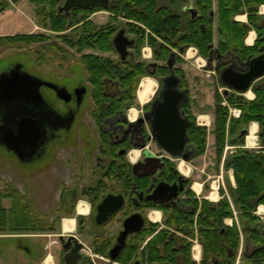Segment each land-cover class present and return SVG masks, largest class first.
Segmentation results:
<instances>
[{"label":"trees","instance_id":"16d2710c","mask_svg":"<svg viewBox=\"0 0 264 264\" xmlns=\"http://www.w3.org/2000/svg\"><path fill=\"white\" fill-rule=\"evenodd\" d=\"M19 1L0 0V14L10 4ZM30 1L36 5L37 21L58 33L57 37L63 43L74 47L77 52L88 48L114 51L112 35L117 26L113 24L99 27L86 20L89 12L101 9L102 6L83 9L84 16H78L80 9H75L70 15L60 11V0ZM262 4L264 0H113L107 7L114 14L113 21H116L118 16L126 20L124 25L134 35L138 49L136 57L121 64L98 55L84 57V63L95 85L92 95L97 121L104 123L107 118L126 109L127 106L137 105L138 82L141 77L150 75L147 63L140 60V50L146 42L157 48L155 57L161 61L169 58L171 53L169 46L176 48L194 46L199 54L207 59L210 66L213 62L212 55L216 52L217 59L221 60L216 67L218 69L231 62L238 65L249 57L261 54L264 51V15L259 13ZM190 7L196 11L195 16ZM242 13H247L246 23L236 20V16ZM215 17L216 46H214ZM83 20L85 21L81 26L75 27ZM70 29L71 31L67 32ZM250 30H255L257 37L249 46L245 43V37ZM47 37L48 35L41 33L0 35V48L6 43L12 46L43 42ZM181 60L177 57L178 62ZM158 70L159 76L166 75L167 64H160ZM108 79L116 81L117 89L115 87L106 89ZM252 91L255 94L253 99L234 91L215 93L213 133L217 163L222 160L226 141L240 146L235 152L228 153L224 159V166L227 169L233 168L236 181V188L229 186L232 202L226 196L218 202L202 199L192 204L195 211L190 216L178 211L172 212V215L163 220L165 226L150 238L139 254L143 242L160 226L159 223L148 221L140 235L135 236L133 245L127 246L120 253L118 261L129 263L141 256L142 262L146 264L154 262L176 264V258L182 256L184 264H197L191 254L193 239L197 237L202 245V257L198 264H235L241 244L240 228L245 243L264 245V222L254 214L257 205L264 204V77L254 82ZM223 101L240 108V117L229 120V110L223 105ZM185 107L190 108V103H186ZM252 121L259 123L260 138L263 142V147L255 150L241 146L245 142V136L238 138L241 129L248 127ZM188 137L195 146L197 155L204 154L207 147V127L198 125L194 115L188 128ZM104 138L109 141L107 136ZM112 155L116 157L117 150L112 152ZM122 161L131 165L125 157ZM111 174L112 178H116L114 170ZM148 183L149 181H146V185ZM220 192L223 195L224 189L221 188ZM190 193L196 195L192 190ZM5 200L9 201V206L4 205ZM148 206L156 209L160 207L154 203H149ZM235 212L239 216L240 227L235 220L232 225L225 224V219L234 218ZM47 228L46 215L33 209L25 196L10 187L3 192L0 191V232H33L44 231ZM96 252L108 255V251L104 249H96Z\"/></svg>","mask_w":264,"mask_h":264},{"label":"flooded vegetation","instance_id":"af4514ba","mask_svg":"<svg viewBox=\"0 0 264 264\" xmlns=\"http://www.w3.org/2000/svg\"><path fill=\"white\" fill-rule=\"evenodd\" d=\"M112 1L113 0H106L105 5L98 3L92 7L74 6L67 9L65 7L67 0H63L62 4L59 5V10L64 11L67 15H70L75 9H80L78 16H84L85 11H83V9L89 10L91 8L102 6L101 9L89 12L86 20H90L95 25L103 27L106 25H113L116 22L112 19L114 14L107 9L108 5ZM101 11H106L110 15V18L106 24L104 23L98 25L92 20V18L96 13ZM84 21L85 20L75 25V27L81 26ZM120 30H124V35L128 38V40H132V43L128 44L127 46V56L123 59L121 54L117 51L114 43V51L111 52H116L118 54L116 59L109 55L97 54L94 52H84L86 49L82 52H78L80 56L77 61L81 62L85 70L82 74V77H78L76 75V78H74L70 73L64 79V81L58 77L56 79L46 78L44 74L26 71L24 69V64L19 61L12 62L0 70V80L3 76H10V74L15 73L16 71L25 72L33 78L38 79V81L41 82L39 91L42 96V102H38L34 98L27 97L25 95L24 97H20L14 101L7 102L1 99L0 96L1 158L9 157L19 164L28 167L30 171L46 166L54 155L55 146H62L66 145L67 143L74 144V139L79 136L82 141L85 142V139H87V126L81 122L84 119L83 116L86 118V121L91 124V127H94V129L98 128L99 131L98 136L100 142L98 144V152L96 149L95 151L97 154L94 157L97 163L94 165V169L92 170L95 175V179L91 182H84L82 185L74 184L68 190L63 187L60 192L58 198V208L63 209L64 213L74 210V215L72 217H63L66 218L65 221H73L74 228L72 230H65L66 224L68 226L71 225V223L68 222L65 223V226L58 229L59 232L52 234L57 238L53 241L55 252L52 254L51 258H48L51 259V264H97L95 258L93 259L88 253H86L84 248L88 247L91 253H97L99 255H102V253L96 252V249H104L109 252V250L116 244L119 233L123 230L124 219L133 213L141 214L144 217L145 224L140 231L131 233L127 236L126 244L122 251L127 246L133 245L135 236L140 235L142 230L148 225V221L154 222L151 220V218L156 221L160 219L159 222H154L159 223L160 226L157 227L156 231L151 236L147 237L143 242L139 250L140 254L141 250L144 248L150 238L165 226L163 224V220L166 219L167 216L172 215V212L175 211L190 216V214L195 211L192 204H194L196 200L201 201L204 199H201L197 195H191L190 191H193V184L191 180L192 172H190V170H187V172H182L181 167L179 168L180 165H178L181 163L175 162L176 160L189 162L195 157L199 156L197 155V151L193 143H191L189 139L186 142L183 149V154L185 157H174L158 145L156 138L152 134L151 123L146 120V113L151 110L154 104L157 105L160 103V91L163 87L162 80L171 72L168 65V60H166L168 72L164 76H159L158 68L163 62L159 63L158 61L161 60L155 57V52L157 50L156 47L151 46L148 44V42L143 45L140 50V60H147L146 63L147 68L150 71V75L157 76L158 81L160 82V88L158 87L156 89V92L151 100L144 107H142L136 119L132 118L134 120H131L128 116V110L131 108V106H127L126 109L119 111L117 114L107 118L104 123H99L94 115V100L92 93L94 91L95 85L92 82V79L89 75V70L84 63V57L101 55L105 58L115 60L117 64H121L122 62H126L129 59L136 57L138 44L136 43L134 36L132 38L127 36L126 31L128 33L130 32L126 26L125 28L123 27L120 29L117 27L116 31L112 35V42ZM58 40L60 39L58 38ZM145 46L150 48V56H144L143 48ZM169 47L171 48L169 58L171 57L172 53H175L173 69L174 73L178 76V68L175 67L177 57L181 58L188 47L185 48L184 46H180L177 49L173 46ZM152 58L154 60L150 61ZM212 58L213 62L216 63V68L221 60L217 59L218 54H216V52L212 55ZM236 69L244 70L245 65L242 63L238 65L236 64ZM71 71L74 74V71ZM85 72L87 73V76H84ZM178 77L180 78L179 88L183 91L185 90L187 94L186 100L182 102L180 106V115L181 117L188 119L190 127L193 120V114L191 113L190 108L185 107L186 103L189 102V91L187 87L183 85L184 78L181 75ZM147 78L152 79L157 85V82L154 78ZM144 79H146V77L143 78V80ZM105 87L106 89L111 87H115L117 89V83L115 80L108 79L106 80ZM140 87L141 85L139 86L138 91L140 90ZM56 88L64 90V97H60L57 94ZM46 90L51 92L54 99L49 98ZM141 117H145V119L141 121ZM201 117L207 118V116ZM23 118L41 120L42 132L39 137H37L38 134L33 138L29 137L23 139L20 137V122ZM149 118L153 119V116L150 115ZM77 126L80 128V133L78 132L79 129ZM92 132L93 130L90 131L89 135H92ZM249 134L250 132L247 136H245L246 139ZM105 136L108 137V142L105 140ZM147 142L156 144L158 147L157 150L153 151L149 146H147ZM88 143L91 144L90 146H94L93 141L89 139ZM142 145H144L143 148H140ZM131 146H138L140 148V154L138 153V156L135 159V161L140 163V165L136 170L133 169V164L135 161L131 163V165H127L125 164V161H122V158L126 156L128 148ZM115 150H117L118 155L113 157L112 152ZM145 150H148L151 153V159L149 160H152V167H144L143 165L145 162ZM90 151L91 149L89 148L87 154H89ZM114 162L117 163L114 164ZM183 167L187 169L185 165H183ZM113 170L116 173V178H112L113 175L111 172H113ZM146 181H149L148 185H146ZM159 183L177 185L175 187L177 197H175L172 201H162V195H158L156 197V201L147 199V196L153 192ZM173 190L174 189L170 191ZM112 195L121 196L123 204L115 212L111 213L105 222L99 224L97 222V216L99 214L98 207L107 197ZM81 203L85 204L83 208H79V210L83 213L78 211V206ZM149 203L157 204L160 207L158 209L151 208L148 206ZM86 207L88 210H85ZM256 210L257 208L254 210V214H256ZM157 214L159 215L158 218L156 217ZM122 215L123 218L120 230H118L115 235H110V233L106 232L105 229L109 227L111 221L120 218ZM262 221L264 222V220ZM90 225L93 228L92 230L90 229ZM97 228H103V230L99 232ZM173 231L176 232L175 229H173ZM88 235L93 237L90 243L91 246L85 244L81 238L89 237ZM17 241L19 246L32 258L34 264H46V261L42 258V251H44V248L46 249L50 247V244L46 246L39 244L41 245L40 248L37 246L34 240H30L31 243L28 242L27 244H24L22 239H17ZM263 250L264 245L245 243L243 240L237 252L235 264H264V253L262 254ZM231 253L232 252H230V254ZM129 264L146 263L142 262L140 256V258L134 259ZM151 264L159 263L154 262ZM164 264L170 263L165 262ZM176 264H184V257L178 256L176 258Z\"/></svg>","mask_w":264,"mask_h":264},{"label":"rangeland","instance_id":"374dc122","mask_svg":"<svg viewBox=\"0 0 264 264\" xmlns=\"http://www.w3.org/2000/svg\"><path fill=\"white\" fill-rule=\"evenodd\" d=\"M62 2L63 0H60V4H62ZM190 3L192 4L193 1ZM109 18L110 15L106 11H101L96 13L93 16L92 20L99 25L104 23L106 24ZM125 22L126 20L120 16L117 18L114 25L117 26L118 29L123 27L125 28V26L123 25ZM70 31L71 29L67 32ZM32 32L48 35L47 40L43 42H35L28 45L11 46L7 43L2 45L0 48V70H2L12 62L19 61L24 64V69L26 71L44 74L46 78L56 79L58 77L59 79L64 81V79L70 73L74 78H76V75L78 77L83 76L82 74L85 70L81 62L77 61L80 54L74 47L63 43L62 40H58V33L51 31L49 28L45 27L43 24H40L37 21L36 5L33 4L30 0H20L17 3L10 4L9 7L2 14H0V35L27 34ZM148 32L149 30L147 29V33ZM126 34L129 38H132L134 36L127 31ZM216 44L217 37L215 36L214 46H216ZM84 52H94L97 54L109 55L115 59L118 57V54L116 52L114 53L111 51H101L92 48H88ZM181 59V61H177L175 64V67L178 68L177 74L178 76L181 75L184 78L183 85L186 86L189 91L191 113L196 117V120L198 116H207L206 119L208 125L206 127L208 129V137L207 147L204 154L195 157L189 162H182L178 160H176L175 162L184 164L187 170H190V172H192L191 180L193 184L192 187L194 186V189L198 190L201 187L200 184L202 185L201 196H208L211 192L213 193V196H217L218 193L213 189V187L217 188V183L213 182L217 180L218 175H222L224 186L227 190V180L228 176L230 177L231 172L224 166V163L222 164L221 162L220 164H218L216 160L217 154L213 129L215 118V93L216 91H218L219 84L217 79L218 75L210 72V70L215 69L216 63L212 62L211 66L209 64H206L205 67L200 68L193 60H186L183 57H181ZM153 60L154 59L152 58L150 61ZM145 62H147V60ZM158 62H163L164 64L166 63V60ZM71 70L74 71V74ZM84 74V76H87L86 72ZM145 77L154 78L157 82V88H160V82L158 81L157 76L145 75L141 77L138 82L136 95H138L139 86L141 85V82ZM46 91L49 98L54 99L51 92L48 90ZM137 98L136 102L138 100ZM132 111H134L136 114L135 110ZM83 118L84 119L81 122L87 126V139H85V142L82 141L79 136L74 139V144L67 143L66 145L62 146H55L53 157L44 167H39L37 169L29 171L28 167L19 164L9 157L1 158L0 156V191L3 192L8 187L18 191L19 194L27 198V203L33 209L46 215V218L48 220V228L44 231H1L0 264H34L32 258L19 246L17 239H22L24 244H27L28 242L31 243L30 240H34L39 247L41 245L46 246L50 244V247L46 249L44 248V251H42V258L46 261V264L48 258H51L52 254H54L55 247L53 241L56 240L57 237L52 234L59 232L58 229L63 227V222L65 226L66 221H64V219L66 218L63 217H72L74 215V210H72L73 212L70 211L72 212V214L69 215L70 212L64 213L63 209L58 208V198L62 188L64 187L66 190H68L74 184L82 185L84 182H91L95 179V175L92 170L94 169V165L97 163L94 157L98 152V144L100 142L98 136L99 131L98 128L94 129V127H91V124L86 121V118L84 116ZM77 128L79 129L78 132L80 133L79 126H77ZM254 129L255 128H252V131ZM91 130H93L92 135H89ZM88 139L93 141L94 146H90L91 144L88 143ZM257 141H259L260 143L258 134ZM226 145L233 144L226 141L225 147ZM245 145H249L246 138L244 144L241 146L243 147ZM147 146H149L153 151H156L158 148L156 144L152 142H147ZM89 148L91 149V151L89 154H87ZM244 148L253 149L252 147ZM96 149L97 152L95 151ZM134 151H138L140 154V148L138 146H131L128 148V152L125 156V160L130 164L134 162L133 160H131V154ZM181 164L178 165L181 166ZM196 185L200 187H195ZM221 187H223L222 182L219 188H217L218 192ZM200 198L202 199V197ZM4 205L9 206V201L5 200ZM84 206L85 204L81 203L78 206V210L79 208H83ZM122 218L123 215L120 218L111 221L109 227H107L106 229L104 228L105 231L110 233V235H115L121 228ZM68 222L72 221H67V223ZM71 228H74V223ZM90 229H93L91 225ZM97 230L101 232L103 228H97ZM88 236L89 237L81 238L85 242V244L91 246L90 243L93 237H91V235ZM94 258L97 264H117L111 263L108 259V256L104 254L99 255L97 253H94ZM129 263H122L118 261V264Z\"/></svg>","mask_w":264,"mask_h":264},{"label":"water","instance_id":"95a60500","mask_svg":"<svg viewBox=\"0 0 264 264\" xmlns=\"http://www.w3.org/2000/svg\"><path fill=\"white\" fill-rule=\"evenodd\" d=\"M98 3L106 4V0H67L65 7L68 9L74 6L92 7ZM193 16L196 15V11L193 7L190 8ZM113 43L117 51L124 59L127 56V46L132 43V40L124 35V30H120L114 37ZM213 46V44H212ZM218 52V50H217ZM175 62V53H172L168 59V65L170 67V74L165 76L162 80L163 87L160 91V103L154 104L146 113V120L151 123L152 134L156 138V141L160 147L165 149L174 157H185L183 149L188 141L187 128L189 127V121L180 115V106L187 98L186 91L179 88L180 78L174 73L173 63ZM245 65L244 70L236 69V64L231 62L230 64L218 69V76L220 82L227 87L226 91L233 90L239 94L248 92L254 82L264 77V51L255 56L249 57L246 61L242 62ZM41 82L38 79L33 78L25 72L16 71L10 76H3L0 80V96L1 99L11 102L20 97H32L38 102H42V96L39 91ZM57 94L60 97H64V90L57 89ZM28 99V98H26ZM152 115L153 119L149 118ZM145 117H141L143 121ZM21 132L20 137L33 138L37 134L40 136L42 132L41 120H33L30 118H23L20 122ZM249 133V127L242 128L238 138L247 136ZM19 139V138H18ZM20 141V140H18ZM26 141V140H22ZM142 145L140 148H143ZM145 166L152 167L153 163L151 159V153L148 150L144 151ZM150 157V158H149ZM140 163L134 162L133 169H138ZM177 185H167L165 183H159L151 194L147 196V199L156 201L158 195H162V201H172L177 197L175 187ZM174 189L173 191H170ZM112 204V206H111ZM123 204L121 196H109L98 207L99 214L97 216V222L99 224L105 222L111 213L119 209ZM145 224L144 217L139 213H133L123 221V230L117 237L116 244L109 250L108 256L111 260L115 261L119 257L122 249L126 244L127 236L131 233L140 231Z\"/></svg>","mask_w":264,"mask_h":264},{"label":"built area","instance_id":"2783aa9c","mask_svg":"<svg viewBox=\"0 0 264 264\" xmlns=\"http://www.w3.org/2000/svg\"><path fill=\"white\" fill-rule=\"evenodd\" d=\"M260 12H262L261 9H260ZM143 53H144V56H150V48H149L148 46H145V47L143 48ZM182 57H183L184 59H186V60H193V61L197 64V66L200 67V68H203V67L206 66V64H208L207 59H205L204 57H202V56L199 54L198 49H197L196 47H194V46H189V47L186 49V51H185V53L183 54ZM210 72H212V73L215 74V75H218V71H217L216 69H214V70H210ZM217 79H218V78H217ZM156 89H157V87L155 88V90H154V92H153V94H152V97H153V95H154ZM225 89H226V87H224V86H220V85H219V87H218V91H219L220 94H223V91H225ZM230 91H233V90H230ZM234 92H236V91H234ZM237 93H238V92H237ZM242 95L245 96V97L248 98V99H253V98L255 97V94L252 93L251 89H250L248 92L243 93ZM152 97H151V98H152ZM151 98L148 99L147 101H150ZM223 105H226V106L228 107V110H229V120H230L231 118H239V117H240V115H241V109H240V108H237V107H234V106H230L229 104H227L226 101H223ZM141 109H142V108H135V107H131V108H129V110H128V116H129V118H130L131 120L136 119V117H137L139 111H141ZM132 110H136V111H137V114H136V116H135L134 119H132V117H131V115H132ZM197 123H198V125H201V126H207V125H208V123H207V119H206V118H201V116H198V118H197ZM259 145H260L259 142L256 140V143H255L254 145H250V146H249V145H245V146H243V147H252V148H253V147H258ZM237 148H238V146H234V145H226V147H225V151H224V155H223V161H224L225 157L227 156L228 152L233 153ZM220 179H221V180H220ZM215 182L217 183V188H219L221 182H222V185L224 186V180H223L222 175H220V176L218 175L217 180L214 181L213 183H215ZM212 187H213V184H212ZM217 188L215 189L216 191H217ZM195 191H196L197 194H199V191H197V190H195ZM78 211H79V210H78ZM255 213H256L257 215H259V217H260L262 220H264V208H263V207L258 206V208H257V210L255 211ZM65 220H66V219H64V221H65ZM63 226H64V222H63ZM196 246L198 247V256L195 255V251H194V248H195ZM84 251H85L86 253H88V254L94 259V253H91V252H90V249H89L88 247H85V248H84ZM191 251H192V256L195 258V260L198 261V260L200 259L201 251H200V245L197 243L196 240L194 241V243H193V245H192ZM108 259H109V261H110L111 263H117V264H118V261H116V260L113 261V260H111L110 258H108Z\"/></svg>","mask_w":264,"mask_h":264},{"label":"crops","instance_id":"0c3cea01","mask_svg":"<svg viewBox=\"0 0 264 264\" xmlns=\"http://www.w3.org/2000/svg\"><path fill=\"white\" fill-rule=\"evenodd\" d=\"M260 9L262 10V12H260ZM259 13L260 14H262V15H264V4H262L260 7H259ZM215 20L216 21H214V37L216 36L217 37V18L215 17ZM236 20H238V21H241V22H247V13H242V14H239V15H237L236 16ZM254 34V36H253V38H252V41L251 42H249L248 41V37H250V35L251 34ZM256 37H257V33H256V31L255 30H250L249 31V33L247 34V36L245 37V43L247 44V45H252L253 43H254V41H255V39H256ZM145 80H152V79H150V78H148V79H145ZM218 84L220 85V86H222L221 84V82H220V80H219V76H218ZM157 86V85H156ZM224 87H226L225 85H224ZM156 88V87H155ZM227 88V87H226ZM141 89V88H140ZM155 90V89H154ZM154 90L152 89L151 91H150V93L149 94H147V97L145 98V100H142L141 99V97H140V91H139V97H140V99H139V97H138V95H137V105H134V107L135 108H142V107H144L149 101H147L148 99H149V96L151 95V94H153V92H154ZM230 90V89H229ZM251 91H252V87H251ZM252 93H253V91H252ZM254 94V93H253ZM152 97V96H151ZM147 99V100H146ZM249 132L251 131V128H255L256 130H255V135L257 136V134H258V137H259V139H260V145L258 146V147H253V149H251V150H255V149H258V148H261V147H263L262 146V141H261V138H260V132H259V130H260V127H259V123L257 122V121H252V122H250V124H249ZM214 134V133H213ZM215 136V135H214ZM207 137H208V129H207ZM259 142V141H258ZM222 162V164L224 163V161H223V157H222V161H220V163ZM219 163V164H220ZM229 170H230V172H231V174H230V177H231V179H230V177L228 176V189L226 190L225 189V186H223V187H221V188H223L224 189V194L223 195H221V192H220V190H219V192H218V190L216 191L218 194H217V196H213V193L211 192L210 193V195H208V196H201V193H202V185L200 184V190H199V194H197L196 193V189H194V186H193V191L195 192V194L197 195V196H199V197H202V198H204V199H207V200H209V201H212V202H218L222 197H224V196H226L228 199H229V201H231L232 202V197H231V193L229 192V186H231L232 188H236V181H235V177H234V171H233V168H229ZM198 191V190H197ZM220 194V195H219ZM258 206H261V207H263L264 208V204H259V205H257V207L256 208H258ZM150 217H151V214H150ZM259 217V216H258ZM260 218V217H259ZM151 220L152 221H154V222H159L160 220H158V221H156V220H153L152 218H151ZM236 221V222H238L237 224H238V226L240 227V225H239V222H240V219H239V216H238V214H237V212H235V217L234 218H226L225 219V224H227V225H232L233 224V221ZM241 223V222H240ZM240 233H241V242L243 241V237H244V235H243V232H242V230H241V228H240ZM197 241V243L200 245V251H201V254H200V259L197 261V260H195V258L192 256V258H193V260L198 264L199 262H200V260H201V257H202V245L200 244V242L198 241V239H197V237H195L194 239H193V243H194V241ZM191 253H192V251H191Z\"/></svg>","mask_w":264,"mask_h":264},{"label":"bare ground","instance_id":"6f19581e","mask_svg":"<svg viewBox=\"0 0 264 264\" xmlns=\"http://www.w3.org/2000/svg\"><path fill=\"white\" fill-rule=\"evenodd\" d=\"M253 36H254V34L252 33L251 35H250V37H248V41L249 42H251L252 41V38H253ZM146 79H148V78H146ZM155 87H156V83L153 81V80H143L142 81V83H141V89L139 90L140 91V97H141V99L142 100H145V98L147 97V94H149L150 93V91L153 89H155ZM139 91H138V97H139ZM151 96H152V94L149 96V99L151 98ZM140 97H139V99H140ZM147 100V99H146ZM136 111V110H135ZM136 114H137V111H136ZM136 114H135V112L134 111H132V117H135L136 116ZM201 118H205V117H201ZM255 130L256 129H254L253 131H252V128H251V131H250V134H249V136L247 137V141H248V144L249 145H254L255 143H256V140H257V137H256V135L254 134L255 133ZM138 151H134L132 154H131V159L133 160V161H135V159H136V157L138 156ZM183 165L184 164H181V169H182V171H185V172H187V169H185L184 167H183ZM198 184V183H197ZM196 186H198V185H196ZM198 187H200V186H198ZM213 189H214V191H215V189L216 188H214L213 187ZM200 189H198V191H199ZM85 210H88V208L86 207L85 208ZM81 213H83V212H81ZM156 217L158 218L159 217V215L157 214L156 215ZM66 223H67V221H66ZM71 223V225H67L66 224V226H65V229L66 230H70V228H71V226H72V224L74 223L73 221L72 222H70ZM71 230H72V228H71ZM194 250H195V255L196 256H198V247L196 246L195 248H194ZM49 261H47V262H49L50 264H51V259H48ZM49 263H47V264H49Z\"/></svg>","mask_w":264,"mask_h":264}]
</instances>
